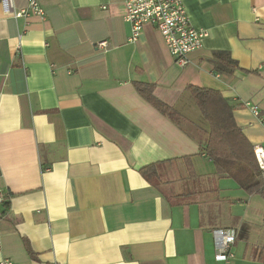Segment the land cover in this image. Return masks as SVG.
I'll return each mask as SVG.
<instances>
[{
    "label": "crops",
    "instance_id": "obj_1",
    "mask_svg": "<svg viewBox=\"0 0 264 264\" xmlns=\"http://www.w3.org/2000/svg\"><path fill=\"white\" fill-rule=\"evenodd\" d=\"M39 3L43 17L16 18L0 1V261L224 264L213 231L229 229L230 264H262L264 197L217 175L187 88L230 99L253 151L264 148L251 111L264 114V0H186L191 25L208 33L186 67L152 26L130 42L125 0ZM138 83L187 122L162 115ZM157 163L161 189L140 174ZM186 192L198 194L166 197Z\"/></svg>",
    "mask_w": 264,
    "mask_h": 264
},
{
    "label": "trees",
    "instance_id": "obj_2",
    "mask_svg": "<svg viewBox=\"0 0 264 264\" xmlns=\"http://www.w3.org/2000/svg\"><path fill=\"white\" fill-rule=\"evenodd\" d=\"M136 89L156 110L179 127L187 122L176 109L154 96L153 85L138 83ZM187 91L208 125V142L203 151L214 163L217 175L233 178L248 193L264 197V172L257 164L252 145L238 126L232 101L216 90L189 87ZM162 166L163 163H157L140 170L144 179L157 189H161L165 183ZM187 171L190 179L196 178L191 165L188 166ZM197 194V192H186L180 195H166V197L172 204L182 205ZM257 258L264 264V250L257 252Z\"/></svg>",
    "mask_w": 264,
    "mask_h": 264
},
{
    "label": "built area",
    "instance_id": "obj_3",
    "mask_svg": "<svg viewBox=\"0 0 264 264\" xmlns=\"http://www.w3.org/2000/svg\"><path fill=\"white\" fill-rule=\"evenodd\" d=\"M0 1L5 14H13L16 18L28 14L41 17L44 15L39 0H28L27 8L19 12L14 10L13 0ZM185 2L186 0H125L127 9L125 21L131 25L130 42L139 40L145 26H152L163 36L175 63L180 67L189 65L190 54L202 48L203 40L208 37V33L193 28ZM99 47H106V43H100ZM251 111L264 126V114L255 106L251 107ZM254 155L260 170L264 172V148L256 146ZM4 198L5 195L0 192V203ZM213 236L216 261L230 264L237 233L229 229H216L213 231ZM0 264L15 263L11 259H3Z\"/></svg>",
    "mask_w": 264,
    "mask_h": 264
}]
</instances>
